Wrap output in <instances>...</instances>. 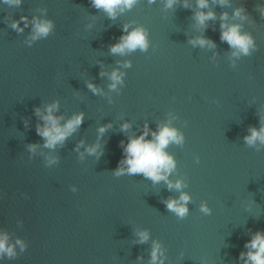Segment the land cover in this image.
<instances>
[{
    "label": "water",
    "instance_id": "water-1",
    "mask_svg": "<svg viewBox=\"0 0 264 264\" xmlns=\"http://www.w3.org/2000/svg\"><path fill=\"white\" fill-rule=\"evenodd\" d=\"M184 2L137 0L110 19L91 0H0V236L15 252L0 264H150L154 241L164 264H244L245 244L264 233V145L244 139L264 125V0H209L206 9ZM241 6L247 19L233 15ZM209 10L216 19L198 27L195 12ZM224 12L253 37L250 55L233 56L221 41ZM22 16L28 26L17 32L10 25ZM33 18L52 22L48 36L31 39ZM124 25L146 30V51L111 53ZM199 36L215 47L190 43ZM113 70L123 74L115 89ZM52 103L61 125L83 113L54 149L37 134L44 121L35 112ZM145 125L146 140L164 125L183 136L165 149L175 161L168 180L182 181L181 190L143 174L115 175ZM181 191L191 197L184 219L165 204ZM203 202L210 214L199 210ZM143 230L149 239L139 243Z\"/></svg>",
    "mask_w": 264,
    "mask_h": 264
},
{
    "label": "clouds",
    "instance_id": "clouds-1",
    "mask_svg": "<svg viewBox=\"0 0 264 264\" xmlns=\"http://www.w3.org/2000/svg\"><path fill=\"white\" fill-rule=\"evenodd\" d=\"M8 5H19L21 0H3ZM213 3H219L221 6L228 4V0H212ZM137 0H91V4L96 9H103L110 19H115L117 10L123 12L124 10H130ZM177 3V0H164L165 8H172ZM197 8L206 9L209 8V0H197ZM183 7H189L187 0H185ZM264 14V13H262ZM233 15L240 17L241 19H247L246 9L241 6L234 10ZM194 19L198 27H206V22L209 20H215L216 14L214 11L209 10L195 12ZM228 13L224 12L220 15V39L227 42L230 48L234 49L232 55L239 56L241 54L248 56L251 51L256 49L253 37L248 33L241 32V26L238 24H228ZM23 22V27H21ZM32 40H36L40 37H46L53 28L51 21L39 20L33 18L32 20ZM11 28L17 32H23L24 27L28 26V18L25 16L20 17L19 20H13ZM124 32L126 35H121L119 41L110 47V51L113 54H125V52H132L136 49L146 51L148 48L147 32L144 28L138 27L128 32V25H124ZM194 46L199 45L201 47L209 46L215 47L213 41L199 36L190 41ZM125 66H130V63ZM104 75V73H101ZM122 73L118 70H113L110 74V80L113 82L109 87L116 88V85L122 82ZM87 87L98 93L101 90L98 89L91 82ZM58 104L52 103L45 106L42 112L40 108L35 109L36 115L40 117L44 124L43 126L37 124L36 132L38 135L44 138V146L50 149H54L57 144H63V142L73 133L83 122V113L74 115L71 119H68L66 123L61 125L60 121L63 117H57L53 115L57 110ZM108 127L111 125L101 126L98 131L102 135ZM129 127L127 123L122 125V130H126ZM145 131L139 137L130 138L127 145L124 148L125 157L120 161L121 165L116 169L115 175L120 176L127 172L130 175L143 174L146 178H149L153 183H158L164 180L169 189L181 190L185 187V184L177 180L175 183L168 180V175L175 169V161L171 155H169L165 149L170 143L182 144L183 136L167 125L160 128L158 133H153L154 139L146 140L148 135L147 125H145ZM250 135L245 136V142L249 146H254L257 141L261 145H264V125L259 130L256 128L249 129ZM83 141H81V144ZM123 143V142H122ZM29 151L35 152L37 145L31 144L28 146ZM99 148V144L91 146L87 149L89 154H94ZM102 154V153H101ZM56 157H50L48 163H55ZM197 162L199 158L197 157ZM191 197L181 191L180 196L177 199L169 198L165 201L167 209L176 214L177 217L184 219L188 215L187 204ZM199 210L204 214H210L211 210L207 206L206 202L201 203ZM139 243H145L149 239V233L147 230L138 231L136 233ZM18 244H21V249H24V245L20 240H17ZM248 248L247 253H241L240 258L244 260V264H264V233L256 232L252 239L245 244ZM7 254L9 257L15 255L14 246L8 244L7 234L0 236V256ZM246 257V259H245ZM150 264H164V254L161 249V245L154 241L152 250L150 253Z\"/></svg>",
    "mask_w": 264,
    "mask_h": 264
}]
</instances>
